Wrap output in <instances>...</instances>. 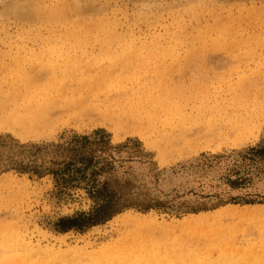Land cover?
<instances>
[{
	"label": "rangeland",
	"instance_id": "obj_1",
	"mask_svg": "<svg viewBox=\"0 0 264 264\" xmlns=\"http://www.w3.org/2000/svg\"><path fill=\"white\" fill-rule=\"evenodd\" d=\"M104 183L108 219L61 230ZM251 204L264 205V0H0V264L168 248L248 264L264 257V212L228 208ZM149 212L156 223L122 220Z\"/></svg>",
	"mask_w": 264,
	"mask_h": 264
},
{
	"label": "bare ground",
	"instance_id": "obj_2",
	"mask_svg": "<svg viewBox=\"0 0 264 264\" xmlns=\"http://www.w3.org/2000/svg\"><path fill=\"white\" fill-rule=\"evenodd\" d=\"M99 125L107 126L103 122H100ZM130 133L134 134L133 132ZM254 212L263 213L264 205L251 204L245 205L240 209L238 205H231V207L228 208V213L232 216H243L246 214H253ZM122 220L133 224L145 223L147 221L152 222L153 224L156 223V219L153 218V214L151 212L147 214L126 213V215H122ZM9 237L18 247L31 254L37 253L39 250L35 247L30 237L22 233L20 230L13 229ZM199 253H201V256L198 257L197 254ZM185 256L189 259L191 264H229V262L224 261L222 258H213L209 250L203 251L188 249L184 255V252L173 248H168L165 252H158L155 249H150L143 253L141 252L131 256L122 255L120 252L116 251L115 253L104 258L102 260V264H173L175 261H180L182 264H185ZM257 262L264 264V257H262L260 260L255 259L253 261H249L248 264H255Z\"/></svg>",
	"mask_w": 264,
	"mask_h": 264
},
{
	"label": "trees",
	"instance_id": "obj_3",
	"mask_svg": "<svg viewBox=\"0 0 264 264\" xmlns=\"http://www.w3.org/2000/svg\"><path fill=\"white\" fill-rule=\"evenodd\" d=\"M89 193L96 200L97 206L88 214H80L82 216L81 222L75 218L66 219L61 230L83 229L108 219L109 214L113 212L114 194L107 190L105 183L101 188L90 190Z\"/></svg>",
	"mask_w": 264,
	"mask_h": 264
}]
</instances>
